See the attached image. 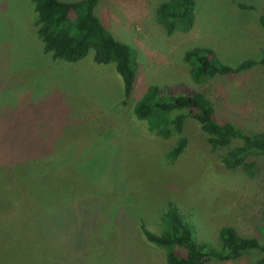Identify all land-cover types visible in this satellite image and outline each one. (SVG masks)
<instances>
[{"label":"rangeland","instance_id":"1","mask_svg":"<svg viewBox=\"0 0 264 264\" xmlns=\"http://www.w3.org/2000/svg\"><path fill=\"white\" fill-rule=\"evenodd\" d=\"M167 1L99 0L95 9L135 52L125 98L113 63L95 64L92 51L76 63L54 60L31 0H0V264H167L142 227L161 234L169 203L200 242L219 248V230L230 226L264 246V157L251 174L228 170L222 158L238 141L212 151L193 119L163 138L133 114L158 85L201 92L218 122L264 132V64L196 84L183 61L197 46L232 67L264 58V0H195L192 28L170 35L156 18ZM179 137L186 146L171 162ZM261 255L207 264H254Z\"/></svg>","mask_w":264,"mask_h":264},{"label":"trees","instance_id":"2","mask_svg":"<svg viewBox=\"0 0 264 264\" xmlns=\"http://www.w3.org/2000/svg\"><path fill=\"white\" fill-rule=\"evenodd\" d=\"M36 14L34 27L45 53L54 60L76 63L93 52V62L99 65L113 63L121 76L123 95L129 98L134 87L138 65L130 46L116 40L95 14L99 0H31ZM195 0H169L158 5L157 21L169 35L175 31L187 32L194 22ZM253 9L252 7H246ZM264 29V11L258 18ZM183 61L191 80L202 84L217 76H233L251 67L264 64V58L246 60L236 67L223 64L209 47L197 46L184 52ZM183 92V93H181ZM134 116L144 121L158 136L169 138L180 135L187 119L195 120L206 135L212 151L239 144L228 149L222 158L228 170L243 167L252 173L256 159L264 157V132L246 134L229 122H218L212 102L201 92L174 91L158 85L149 86L133 106ZM186 146L179 137L167 153V159L176 160ZM264 219V216H263ZM161 234L142 227L145 239L166 251L167 264H207L235 261L254 251L262 255L254 264H264V246L256 238L239 236L235 229L224 226L219 230L220 247L200 242L193 226L172 203L160 217ZM264 233V225L261 228Z\"/></svg>","mask_w":264,"mask_h":264}]
</instances>
